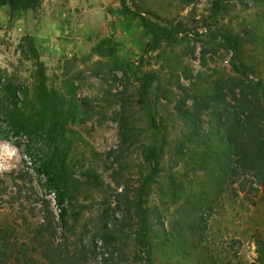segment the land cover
I'll return each instance as SVG.
<instances>
[{
	"label": "rangeland",
	"instance_id": "1",
	"mask_svg": "<svg viewBox=\"0 0 264 264\" xmlns=\"http://www.w3.org/2000/svg\"><path fill=\"white\" fill-rule=\"evenodd\" d=\"M214 1L127 0L130 11L152 20L157 16L175 40L144 55L146 38L139 24L120 16L119 0H109L106 31L94 36L88 54L44 63L50 85L73 94L77 106L66 127L65 225L55 192L16 147L24 142L9 132L0 115V246L6 252H0V264H142L131 206L143 179L151 175L141 149L150 133L136 93L138 80L150 72L158 82L152 102L165 144L159 174L141 201L152 264H264V183L247 172L232 176L234 166L222 179L213 160L223 138V131L215 135V112L227 117L223 124L234 125L241 123L232 114L238 108L244 112L237 105L244 103V93L235 87L238 77L217 33L232 32L242 40L244 73L264 86V0L249 8L220 0V10ZM100 7L104 3L98 1ZM51 9L38 13L32 26ZM105 38L111 44L100 56H91L90 49ZM20 41L7 30L0 32V80L22 88L28 104L35 64ZM124 93L140 138L133 149L118 154L116 118ZM47 209L52 218L44 225ZM103 234L116 239L104 245Z\"/></svg>",
	"mask_w": 264,
	"mask_h": 264
},
{
	"label": "trees",
	"instance_id": "2",
	"mask_svg": "<svg viewBox=\"0 0 264 264\" xmlns=\"http://www.w3.org/2000/svg\"><path fill=\"white\" fill-rule=\"evenodd\" d=\"M246 7L256 6L258 0H236ZM220 0L214 1L216 10H220ZM42 0H0V8L8 7L11 12L9 24L12 22V16L22 13H31L32 20L38 15ZM119 13L122 18H129L136 21L143 35L146 38L145 50L141 54L148 55L156 51L161 45H170L175 41L172 33L157 22V16H152L153 20L132 12L127 8V0H119ZM41 20L34 23L33 31L23 36L19 47L22 45L33 58L35 64L34 89L32 100L28 102L27 93H23L22 88L16 86L10 80H0V115L5 116L8 124L7 129L24 144L16 146L23 150L24 155L32 159L35 171L43 177L48 188L55 192V206L58 210L60 222L65 225L67 219L65 201L69 192V184L65 180V165L69 157V148L67 144V123L72 117V113L77 106L73 103V94H65L63 88L56 89L49 83L47 69L45 64L39 60L38 53L34 47L31 33L36 30ZM176 33V32H175ZM221 40L222 48L230 54V66L237 75L238 86L242 93L244 103L238 102L239 108L237 114V123L227 122L223 124L226 117L222 113L215 112L217 120L216 136L223 131V138L218 140L219 146L214 149L216 173L218 177L225 178L227 171L232 170L231 175L235 177L237 171L253 174L259 184L264 183V86L261 82L248 80L240 64V58L243 51V42L232 32L217 33ZM96 47L90 49L91 56H100L104 46L111 44L110 38H105L98 42ZM185 77H188L185 74ZM66 77L64 76V79ZM157 78L153 72L143 74L138 80L137 88V107L141 115L147 121V128L150 133V141L141 146L143 150V161L151 169V175L143 179L142 184L136 191V201L134 202L133 212L137 218V232L135 234L136 247L140 248L144 258L142 264H152L151 246L149 243V229L146 217L142 211V199L148 196L150 185L159 174V166L163 156L164 140L161 139V131L157 124V116L154 113L152 102L153 86ZM69 85V83H68ZM239 89V88H237ZM129 98L125 93L120 101V112L117 114V122L120 127V143L118 154H124L133 149L139 142L140 133L134 124L133 116L129 111ZM208 104V103H207ZM245 113V115H244ZM218 115V116H217ZM182 116V115H181ZM243 122L239 121L243 117ZM227 119V117H226ZM224 144V146H222ZM237 164V165H236ZM95 183L96 179L92 174H87ZM129 209V210H131ZM131 213V211H129ZM52 218V212L46 210L43 216V223L47 225ZM44 227L41 226V230ZM114 234H103L101 236L102 244L114 242ZM0 252L6 253L3 246H0ZM8 259L11 255H6Z\"/></svg>",
	"mask_w": 264,
	"mask_h": 264
},
{
	"label": "crops",
	"instance_id": "3",
	"mask_svg": "<svg viewBox=\"0 0 264 264\" xmlns=\"http://www.w3.org/2000/svg\"><path fill=\"white\" fill-rule=\"evenodd\" d=\"M85 1L42 0L39 13L49 5L52 9L31 33L42 63L48 62L51 57H83L88 54L87 47L95 40L94 36L105 33L104 17L108 14L109 0H88V4ZM98 1L104 3V7L97 8ZM10 17L8 7L0 8V32L7 30L11 35L22 38L33 31L31 13L13 15L9 24Z\"/></svg>",
	"mask_w": 264,
	"mask_h": 264
}]
</instances>
